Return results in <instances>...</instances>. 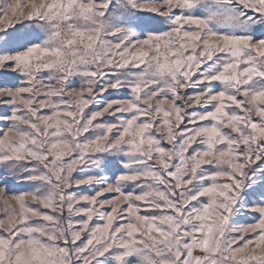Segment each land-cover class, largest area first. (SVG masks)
Returning a JSON list of instances; mask_svg holds the SVG:
<instances>
[{
	"label": "snow or ice",
	"instance_id": "1",
	"mask_svg": "<svg viewBox=\"0 0 264 264\" xmlns=\"http://www.w3.org/2000/svg\"><path fill=\"white\" fill-rule=\"evenodd\" d=\"M0 264H264V0H0Z\"/></svg>",
	"mask_w": 264,
	"mask_h": 264
}]
</instances>
